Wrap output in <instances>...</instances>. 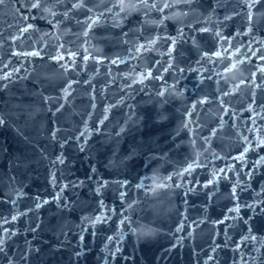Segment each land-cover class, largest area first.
I'll use <instances>...</instances> for the list:
<instances>
[{
	"label": "water",
	"instance_id": "95a60500",
	"mask_svg": "<svg viewBox=\"0 0 264 264\" xmlns=\"http://www.w3.org/2000/svg\"><path fill=\"white\" fill-rule=\"evenodd\" d=\"M33 2L0 4V264H264V0Z\"/></svg>",
	"mask_w": 264,
	"mask_h": 264
},
{
	"label": "clouds",
	"instance_id": "9594fccd",
	"mask_svg": "<svg viewBox=\"0 0 264 264\" xmlns=\"http://www.w3.org/2000/svg\"><path fill=\"white\" fill-rule=\"evenodd\" d=\"M118 4L120 5L121 12H127L128 14L134 13L139 7L136 0H118ZM146 179L149 182L146 187L149 197L154 202L155 214H159L161 208L167 211L170 205L167 204L165 193L171 186L167 183V177L163 173L161 166L156 165L153 167L151 172L147 174ZM167 196L170 197L171 193H167ZM132 233L139 243L148 244L157 241L164 234V229L155 223L139 221L132 228Z\"/></svg>",
	"mask_w": 264,
	"mask_h": 264
},
{
	"label": "snow or ice",
	"instance_id": "6c2138e0",
	"mask_svg": "<svg viewBox=\"0 0 264 264\" xmlns=\"http://www.w3.org/2000/svg\"><path fill=\"white\" fill-rule=\"evenodd\" d=\"M2 3H3V0H0V4H2ZM112 3H113V7H114V8H117V11H118V12L121 11V9L117 7V5H118V0H112ZM136 3H137V4H144V3H145V0H136ZM32 6H33V7H39V4L36 3L35 0H34ZM217 55H219V54H217ZM261 71H264V69H261ZM0 122H2V121H0ZM190 167H191V166H190ZM167 179H170V177H168ZM21 195H22V194H21ZM13 219H15V217H13ZM146 222L151 223V221H146ZM0 244H2V241H0ZM0 250H2V248H0Z\"/></svg>",
	"mask_w": 264,
	"mask_h": 264
}]
</instances>
